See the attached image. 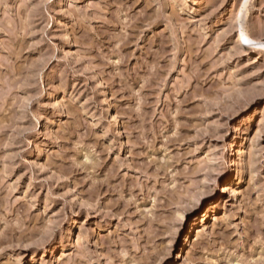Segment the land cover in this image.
I'll use <instances>...</instances> for the list:
<instances>
[{
	"label": "rangeland",
	"instance_id": "374dc122",
	"mask_svg": "<svg viewBox=\"0 0 264 264\" xmlns=\"http://www.w3.org/2000/svg\"><path fill=\"white\" fill-rule=\"evenodd\" d=\"M0 264H264V0H0Z\"/></svg>",
	"mask_w": 264,
	"mask_h": 264
},
{
	"label": "bare ground",
	"instance_id": "6f19581e",
	"mask_svg": "<svg viewBox=\"0 0 264 264\" xmlns=\"http://www.w3.org/2000/svg\"><path fill=\"white\" fill-rule=\"evenodd\" d=\"M240 40L242 43H245V44L250 43V40L244 34L240 35Z\"/></svg>",
	"mask_w": 264,
	"mask_h": 264
}]
</instances>
